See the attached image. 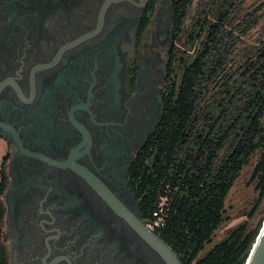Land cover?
Listing matches in <instances>:
<instances>
[{
	"label": "flooded vegetation",
	"instance_id": "flooded-vegetation-1",
	"mask_svg": "<svg viewBox=\"0 0 264 264\" xmlns=\"http://www.w3.org/2000/svg\"><path fill=\"white\" fill-rule=\"evenodd\" d=\"M179 6L0 0L4 264H167L143 162L179 72Z\"/></svg>",
	"mask_w": 264,
	"mask_h": 264
},
{
	"label": "trees",
	"instance_id": "trees-1",
	"mask_svg": "<svg viewBox=\"0 0 264 264\" xmlns=\"http://www.w3.org/2000/svg\"><path fill=\"white\" fill-rule=\"evenodd\" d=\"M246 1L180 0L178 8L179 72L143 162L142 210L154 222L165 200L155 228L182 264H246L264 222L252 215L213 243L228 197L251 166L264 201V36L240 63L235 58L264 5L244 13ZM4 259L0 245V264Z\"/></svg>",
	"mask_w": 264,
	"mask_h": 264
},
{
	"label": "rangeland",
	"instance_id": "rangeland-1",
	"mask_svg": "<svg viewBox=\"0 0 264 264\" xmlns=\"http://www.w3.org/2000/svg\"><path fill=\"white\" fill-rule=\"evenodd\" d=\"M200 2L201 0H196ZM264 5V0H247L244 6V13H249ZM263 14L259 24L247 36L243 38L239 45L235 58L240 63L243 56L247 54V49L254 48L258 39L264 36V8L260 11ZM252 166L247 168L242 177L238 180L231 191L226 205V222L213 236V243H218L227 238L235 229L250 221L264 218V201L259 204L260 196L256 189V184H251ZM162 201L161 205H163Z\"/></svg>",
	"mask_w": 264,
	"mask_h": 264
},
{
	"label": "water",
	"instance_id": "water-1",
	"mask_svg": "<svg viewBox=\"0 0 264 264\" xmlns=\"http://www.w3.org/2000/svg\"><path fill=\"white\" fill-rule=\"evenodd\" d=\"M146 237L162 254L167 264H182L173 249L159 236L146 232ZM246 264H264V222Z\"/></svg>",
	"mask_w": 264,
	"mask_h": 264
},
{
	"label": "built area",
	"instance_id": "built-area-1",
	"mask_svg": "<svg viewBox=\"0 0 264 264\" xmlns=\"http://www.w3.org/2000/svg\"><path fill=\"white\" fill-rule=\"evenodd\" d=\"M164 204V202H163ZM164 210H163V205H160L157 210L153 213V218L155 219L154 222L150 221V226L153 227H158L163 223L164 220Z\"/></svg>",
	"mask_w": 264,
	"mask_h": 264
}]
</instances>
